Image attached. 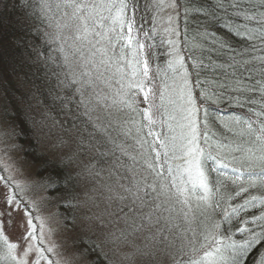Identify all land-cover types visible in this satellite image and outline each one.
I'll return each instance as SVG.
<instances>
[{
    "label": "snow or ice",
    "instance_id": "snow-or-ice-1",
    "mask_svg": "<svg viewBox=\"0 0 264 264\" xmlns=\"http://www.w3.org/2000/svg\"><path fill=\"white\" fill-rule=\"evenodd\" d=\"M19 3L48 29L36 27L51 101L38 122L71 151L55 174L16 183L30 193L18 242L6 224L20 204L6 197L0 264H264V0ZM162 20L171 58L153 69ZM221 104L242 111L222 117ZM7 113L0 166L21 171L24 131ZM78 177L98 185L103 212L77 215L99 207L80 201ZM52 204L64 212L32 216ZM66 221L71 245L41 247Z\"/></svg>",
    "mask_w": 264,
    "mask_h": 264
},
{
    "label": "rangeland",
    "instance_id": "rangeland-1",
    "mask_svg": "<svg viewBox=\"0 0 264 264\" xmlns=\"http://www.w3.org/2000/svg\"><path fill=\"white\" fill-rule=\"evenodd\" d=\"M163 15V14H162ZM147 27L150 26V23H146ZM167 25L162 20L159 25V32L157 34H162L165 36L164 28ZM44 30H48L47 28ZM37 34V31H36ZM45 47L41 48L46 49L48 45L43 41ZM168 45V44H167ZM42 50V49H41ZM155 51H158L156 49ZM168 52L170 51V46L168 45ZM171 58V57H170ZM169 58V59H170ZM168 59V60H169ZM154 63V62H153ZM157 66L160 68H166V63L160 61L158 65H153V69ZM30 85L22 86L21 79L15 77L8 84L9 91H5L4 87L0 85V118L5 114V109L8 110V115L13 116L19 123L21 128L24 131V135L19 137L15 143L22 146L23 151L16 154V159L18 161V167L21 171H16L15 169L5 171L2 166H0V176L4 179H0V211H3L6 207V197H10L15 193L16 201L19 202L20 207L18 210L15 209L13 205L12 210V219L10 226L6 224V234L9 236L10 241L18 242L21 237L24 235L25 229L27 228V214L28 209L25 205L28 202L30 193L20 192L16 189V183H20L22 186L26 184H31L33 182L41 181L45 179L50 173L55 174L54 171L46 170L45 167L41 165V162L37 163V159L42 158L47 161L54 163L56 167V172L63 167L61 163L63 160H66L67 156L70 154V147H62L58 144L57 135L49 131L48 127L42 126L38 121L41 119L40 113L45 111L46 105H50L51 101L46 99V89L41 87L38 83L39 81L34 76H30ZM20 86V87H19ZM33 117L36 118V122L33 121ZM60 120H64L65 117L59 116ZM67 139V136H65ZM151 139V138H150ZM25 142V143H24ZM29 149L30 155L27 156L26 152ZM27 162V163H25ZM75 169L73 174H75ZM77 187L76 194L79 197L81 202L87 201L89 196L95 197L96 203L99 204V207L94 206L91 201L88 202L87 206L77 215L82 216L84 213L92 215L93 213H101L105 209V202L100 192H93L94 187L98 188L95 181L90 179L77 178ZM49 193L56 195L57 193L52 189H49ZM64 212L63 205L56 207L54 204L49 205L47 208L41 209L39 212H32L33 217H49L52 213ZM7 220V217L4 218ZM33 223L39 226L40 221L38 219H33ZM51 223V222H50ZM68 223L69 231L65 232L59 224H54L53 226L59 230L53 234L49 235L47 229L44 233V241L41 247H47L52 243L57 245H64L67 243L71 245V241L74 238L75 234L71 232V223ZM72 249L69 248V251ZM58 251H64L63 248H59ZM45 255L49 259H57L53 253L45 252ZM33 257L30 258L33 259ZM41 264H46V261H41Z\"/></svg>",
    "mask_w": 264,
    "mask_h": 264
},
{
    "label": "trees",
    "instance_id": "trees-1",
    "mask_svg": "<svg viewBox=\"0 0 264 264\" xmlns=\"http://www.w3.org/2000/svg\"><path fill=\"white\" fill-rule=\"evenodd\" d=\"M0 5V85L4 87L5 91H9L7 84L18 77L21 79L22 86L30 85V76L36 77L41 87L46 89L42 59L38 56L41 54L46 56L43 44L44 37L40 34H36V27L46 29V25L40 24L35 17H29L25 14V10L20 6L19 0H1ZM147 27V25H145ZM164 40V43L161 41ZM155 44L158 49L155 51L156 58L153 65H158L160 61L167 63L170 56L168 53V45L166 43L165 36L162 34L156 35ZM42 49V50H41ZM30 63V64H28ZM20 87V86H19ZM241 109L235 107H227L225 104L220 105V115L227 117L231 114H240ZM150 139V138H149ZM25 143V142H24ZM27 156L30 155L29 149L26 152ZM38 158L36 161L41 162V165L46 170L54 171L56 173V167L54 163L47 161L46 159ZM229 176L233 175L230 169H223ZM215 175V174H213ZM232 185L229 183V190L232 189ZM54 191V190H53ZM254 194H262L260 189L251 190ZM258 212V209L250 210L247 215H251L252 212Z\"/></svg>",
    "mask_w": 264,
    "mask_h": 264
},
{
    "label": "bare ground",
    "instance_id": "bare-ground-1",
    "mask_svg": "<svg viewBox=\"0 0 264 264\" xmlns=\"http://www.w3.org/2000/svg\"><path fill=\"white\" fill-rule=\"evenodd\" d=\"M2 4V2H1V0H0V5ZM28 64H30V63H28Z\"/></svg>",
    "mask_w": 264,
    "mask_h": 264
}]
</instances>
